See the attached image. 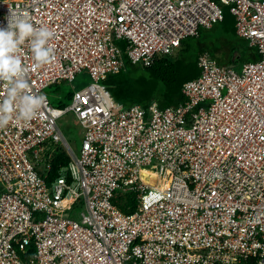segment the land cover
I'll return each instance as SVG.
<instances>
[{"label":"built area","instance_id":"1","mask_svg":"<svg viewBox=\"0 0 264 264\" xmlns=\"http://www.w3.org/2000/svg\"><path fill=\"white\" fill-rule=\"evenodd\" d=\"M226 9L257 61L238 72L200 53L184 102L114 101L104 81L125 67L119 41L148 68ZM12 12L54 30L56 59L20 53L47 103L0 129V264H264V0H0V27ZM85 72L90 84L54 107L47 89ZM69 113L79 153L59 125ZM57 147L70 162L50 184ZM128 192L132 214L114 203Z\"/></svg>","mask_w":264,"mask_h":264},{"label":"trees","instance_id":"2","mask_svg":"<svg viewBox=\"0 0 264 264\" xmlns=\"http://www.w3.org/2000/svg\"><path fill=\"white\" fill-rule=\"evenodd\" d=\"M225 14H227L226 17L229 16L228 9H226ZM186 41L182 42L180 53L176 57H159L148 68L132 65L128 59L127 64L129 66L125 65L122 71L118 74L109 75L104 81V85L114 101L123 107L135 104L146 107L149 102L155 100L162 108L173 107L184 102L182 88L185 83L200 76L201 71L198 67L197 58L200 53H204H198L195 59L191 61L186 60L185 57L183 58V54L190 49ZM140 67H142L143 72L138 69ZM74 93L68 92L66 95L70 102ZM51 103L57 108H62L63 105L54 100H51ZM69 162L70 159L66 152L57 147L53 155L52 171L46 177L47 182L51 184L59 176L60 169L68 166ZM114 203L125 214H132L138 208L136 195L132 192L118 193Z\"/></svg>","mask_w":264,"mask_h":264},{"label":"clouds","instance_id":"3","mask_svg":"<svg viewBox=\"0 0 264 264\" xmlns=\"http://www.w3.org/2000/svg\"><path fill=\"white\" fill-rule=\"evenodd\" d=\"M7 26L0 27V87L6 94L0 98V129L13 119L27 123L36 118L47 97L33 92L29 79V68L20 55L23 46L31 51L36 66L55 61L51 41L55 32L43 25H36L27 14L12 12Z\"/></svg>","mask_w":264,"mask_h":264},{"label":"rangeland","instance_id":"4","mask_svg":"<svg viewBox=\"0 0 264 264\" xmlns=\"http://www.w3.org/2000/svg\"><path fill=\"white\" fill-rule=\"evenodd\" d=\"M233 19V18H232ZM231 18L226 21L225 24L219 25L215 27L212 31H203L202 32V37L201 38H189L187 39L186 43L189 46V50L183 54V58L185 57L186 60H193L195 59L196 56V50L198 48L197 43L198 41L203 42L202 44H205L207 49H211V46L208 45L205 41L206 38L208 37H213L218 38L215 40L216 46H224V44H228L230 41H235L238 42V46L240 47L241 50H244L248 48L247 44L242 43V41H237L234 33L232 30L234 29V23ZM235 20V19H234ZM223 38H227L228 40H222ZM117 46L120 48L123 54V61L126 66H129L128 63V49H127V42L123 41L121 43H117ZM130 62V60H129ZM245 61L238 60L233 63H231L232 68H235L238 72L240 71L242 63ZM228 66V65H227ZM142 67L138 68L140 69L141 72H143ZM143 74V73H141ZM90 78L88 76V73L85 72L81 75H79L76 80L71 83H60L59 85H54L51 86L47 89V94L50 97V100H54L57 102L62 103V108L68 107L71 105L72 102H70L67 98L66 95L68 92H76L80 91L86 86L90 84ZM59 125L60 128L62 129L64 135L66 138L73 144L74 150L79 153L80 151V144L82 141V129L80 125L78 124V121L76 117L71 113L63 116L59 120ZM82 211V208H77L75 212L72 213V217H78L79 213Z\"/></svg>","mask_w":264,"mask_h":264},{"label":"crops","instance_id":"5","mask_svg":"<svg viewBox=\"0 0 264 264\" xmlns=\"http://www.w3.org/2000/svg\"><path fill=\"white\" fill-rule=\"evenodd\" d=\"M226 15L227 14H225L224 21L222 23L216 25L215 27H217L219 25H222V24H225L228 19H230V18L232 19L233 18L232 20H233V23H234V29L232 30V32L234 33L237 41H242V43L247 44L248 48H246L244 50H241L240 47L238 46V42H235V41H230V42H228V44H224V46H221V47L220 46H216L215 47V45H216L215 40L218 39V38H215V36H213V37H208V38L205 39L206 43L211 46L210 50L207 49L205 44H202L203 42L198 41V43H197L198 48L196 50V56L200 52H207L215 61H217L219 64L225 65V66H227V65L231 66V63H233L235 61H238L240 59L242 61H245L241 65V68H240V71H241L243 66L246 63L257 61L260 58V56H259V54H258V52H257V50L255 48L250 47L248 41H246L243 38H240L237 35L234 17L232 15H230L229 12H228L229 16L226 17ZM213 29H211V30H202V32L203 31H212ZM202 32H201L199 38L202 37ZM222 40L225 41V40H228V39L227 38H223ZM179 53H180V49L173 56H167V57H176ZM82 136H83V134H82ZM72 146H73V144H72ZM80 146H81V144H80Z\"/></svg>","mask_w":264,"mask_h":264},{"label":"bare ground","instance_id":"6","mask_svg":"<svg viewBox=\"0 0 264 264\" xmlns=\"http://www.w3.org/2000/svg\"><path fill=\"white\" fill-rule=\"evenodd\" d=\"M156 180H157V178H156V176H154V177H153V181H152V183H153V184H156Z\"/></svg>","mask_w":264,"mask_h":264}]
</instances>
